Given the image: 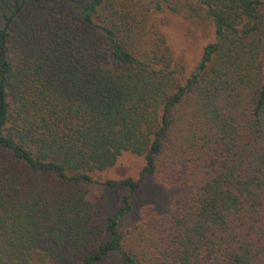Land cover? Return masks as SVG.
Masks as SVG:
<instances>
[{
    "label": "trees",
    "instance_id": "1",
    "mask_svg": "<svg viewBox=\"0 0 264 264\" xmlns=\"http://www.w3.org/2000/svg\"><path fill=\"white\" fill-rule=\"evenodd\" d=\"M261 4L0 0V264H264ZM164 9L213 25L184 83L146 28ZM124 152L140 177L103 182L127 193L94 225L93 173ZM146 176L179 193L120 232Z\"/></svg>",
    "mask_w": 264,
    "mask_h": 264
},
{
    "label": "rangeland",
    "instance_id": "2",
    "mask_svg": "<svg viewBox=\"0 0 264 264\" xmlns=\"http://www.w3.org/2000/svg\"><path fill=\"white\" fill-rule=\"evenodd\" d=\"M261 2V10L264 13V0ZM197 13L195 16H185L166 9L160 12L151 11L146 21V28H156L164 37L173 63L179 67L182 83L195 71L203 48L215 41L210 19L203 10ZM149 34L147 31L145 38H148ZM143 166V157L124 152L112 168L93 173L96 182L89 186L87 194V199L93 206L92 224L105 228L108 218L122 206V197L127 193L120 187H108L103 182L126 178L138 180ZM178 193V187L164 188L156 184L152 176H146L130 199L131 211L119 220V231L125 232L134 227L141 220L144 208H151L156 216L164 215ZM104 238H107L106 233Z\"/></svg>",
    "mask_w": 264,
    "mask_h": 264
}]
</instances>
